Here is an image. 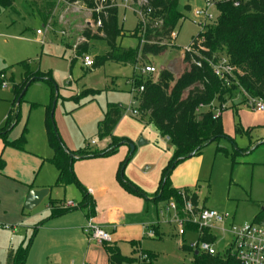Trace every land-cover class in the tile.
<instances>
[{
    "label": "rangeland",
    "instance_id": "1",
    "mask_svg": "<svg viewBox=\"0 0 264 264\" xmlns=\"http://www.w3.org/2000/svg\"><path fill=\"white\" fill-rule=\"evenodd\" d=\"M204 6L202 0L179 1L178 9L185 18L175 29L177 39L161 55L147 62L157 69L153 74L154 79L162 68L173 71L176 77L182 73L186 66L183 63L184 50L191 45L193 37L202 31L201 19L195 17L194 11ZM16 8L18 12L8 11L0 15V23L5 24L8 18L11 19L6 30H0L3 33L0 36V78L3 79H0V134L3 133L7 116L19 105V118L7 131V138L14 141L24 134L26 143L25 149H16L5 145L4 138L0 135V155L6 161L5 171L0 173V264L6 263L7 251L11 246H19L24 237L33 236L37 225L44 223L50 213V198L66 197L64 188L53 186L55 166L40 158L53 155L45 134L47 106L53 107V120L63 141L75 150L85 147L92 152H103L109 148L114 137L120 140L121 144L114 154L78 161L112 157L124 145L130 149L129 141L138 149H148L146 146H139L141 138L135 141L117 134L109 136V140L99 135V121L109 103L122 101L124 124L119 129L121 133L133 131L135 124L139 122H144L146 133L157 132L149 117L131 113L132 108L138 107L133 106L126 87L125 77L134 70L132 63L109 60L99 68H86L82 62L83 55L76 53L75 45L83 41L82 32L92 18L88 10H77L62 3L55 7L53 15L46 22L33 0H18ZM210 12L214 18L208 23L215 24L220 15L216 5L211 6ZM119 19L128 34L119 38V47L122 50L135 48L139 39L129 34L137 27L140 16L131 9L121 7ZM203 33L206 37V29ZM4 42H8V46H4ZM107 50L106 42L97 39L91 41L90 50L86 54L95 58ZM74 58L76 60L72 63ZM23 60H28L30 71L39 79L26 85L18 104L17 94L13 89L22 79L24 70L17 63ZM8 67L11 69L6 71V78H2L1 70ZM4 82L7 86L2 85ZM242 94L241 89L236 90L233 100H229L221 112L226 137L206 145L198 154L182 161L170 175L172 187L181 191H195L202 205L229 213L234 217L236 225L253 221L255 215L264 208L263 126L243 124L248 117L240 113L250 108L243 102ZM216 105L219 108V104ZM237 125L242 128L240 132L236 130ZM161 138L167 137L159 132L158 139ZM169 146L168 148L160 143L157 148L162 155L171 149V158L174 151L171 141ZM221 147L225 151L220 150ZM143 158L148 159L144 156L138 159L137 173L143 172L148 166V174H151L155 164ZM33 159L38 161V165L30 173ZM126 163L128 162L124 164ZM29 177L36 180L35 184L42 180L49 181L53 191L37 208L24 210L19 194ZM72 188L79 196L80 191L76 186L72 185ZM67 196L69 198V191ZM150 204L155 222L148 225H155L157 235H143L145 237L140 238L141 250L150 251L154 255L152 264H193L194 252L184 251L181 246L183 243L198 242L197 231L187 229L185 235L179 234L178 225L170 222L172 215L165 210L166 202L157 200ZM147 215L144 211L134 215L131 220L138 222L151 218ZM213 233L217 238L218 251L225 252L228 239H223V235L217 230L213 229ZM122 243L128 246L123 251L130 254L131 245L128 240Z\"/></svg>",
    "mask_w": 264,
    "mask_h": 264
},
{
    "label": "trees",
    "instance_id": "2",
    "mask_svg": "<svg viewBox=\"0 0 264 264\" xmlns=\"http://www.w3.org/2000/svg\"><path fill=\"white\" fill-rule=\"evenodd\" d=\"M18 0H0V9L12 8ZM67 3H82L88 8L95 6V0H64ZM112 0H108L111 3ZM180 0H146L142 7L145 15V23L140 19L137 27L131 31L130 36L139 39L135 48L122 50L118 40L128 34L123 29L119 19V7H110L106 13H101L102 25L96 29L88 26L82 32L83 41L77 46L76 53L83 55L90 50L92 40H104L108 50L102 55L95 56L93 68H99L107 61H127L136 63L139 56L145 63L151 62L155 56L161 55L169 47L167 42L170 34L177 28L185 18L178 9ZM217 0L216 7L219 17L215 24H207L205 41L200 45L195 43L198 36L193 37V51L186 52L183 63L186 64L182 73L176 77L173 71L162 68L156 79L153 76L139 78L137 86H144V91L136 96L138 99V110L141 116H148L161 135L168 137L174 151L168 164L162 172L160 186L155 194V200L164 201L166 204L175 199L182 205L181 194H191L195 204L198 203L196 193L190 189L184 191L174 188L170 183V175L173 169L189 154H198L206 145L219 141L226 137L221 116L214 117L213 108L226 105L235 97V91L241 89L243 102L247 97L264 101V0ZM33 4L38 6V2ZM54 7L53 2L46 3L45 8H39L40 14L48 21ZM189 6H187L188 8ZM46 10V12L44 11ZM96 22L98 15L93 14ZM203 35V34H202ZM201 55L202 57H200ZM221 56L228 58L231 66L235 68L233 77L228 81L220 79L214 73L212 63L218 61ZM76 58L72 59L74 63ZM200 61V65L196 62ZM25 70V77L21 83L15 86L18 103L22 100V91L26 85L36 81L38 77L30 71L28 61L19 62ZM53 107L45 109V130L47 142L53 150V157L48 159L58 170V176L54 187L63 188L76 184L82 190L75 171L74 162L77 159H85L97 156H109L114 154L120 143L115 137L109 144V148L103 152H92L87 148L78 150L69 149L62 140L53 120ZM20 115L19 105L13 115H9L3 133L5 145L23 150L26 139L24 134L14 141L7 138L9 131L16 123ZM123 110L118 103H109L104 117L99 121V135L101 137L113 136V132L122 118ZM236 130L242 128L237 125ZM1 132V131H0ZM220 150H224L223 147ZM134 151L130 152L127 159L120 166L119 179L124 187L130 192L143 195L145 193L131 181L124 173L125 162L129 161ZM6 167V162L0 156V172ZM60 200L53 199L51 202V215L57 216L75 208H61ZM255 222L264 221V208L254 217ZM187 229L195 230L199 234V240L216 243L217 238L207 228L199 229L197 226L188 224ZM157 233V231H156ZM31 241L11 249L6 264H25ZM109 256V264H135V256L124 255L117 244L105 243ZM181 249L194 252L193 264H242L227 249L216 255L198 252L192 249L191 244L183 243ZM140 246L136 247L135 255L138 254ZM153 260L154 255L146 252ZM153 262V261H152ZM151 262V264H152Z\"/></svg>",
    "mask_w": 264,
    "mask_h": 264
},
{
    "label": "crops",
    "instance_id": "3",
    "mask_svg": "<svg viewBox=\"0 0 264 264\" xmlns=\"http://www.w3.org/2000/svg\"><path fill=\"white\" fill-rule=\"evenodd\" d=\"M34 1L38 2L39 8H45L46 3L53 2L54 7L51 15H53L55 7H57L59 4L62 3L65 4V2L61 0H33V2ZM16 2L12 8L4 9V10L0 9V15L8 11L18 12L16 8ZM44 11L46 12L45 9ZM10 20L11 19L8 18L7 21L9 22ZM7 23L5 24L0 23V30H6V27L8 25ZM2 34L3 33L0 32V36H2ZM4 43H5L4 46H8V42H4ZM23 61H28V60H23ZM17 64L19 65V63ZM8 69H11V67L4 68L1 70V77L4 74L5 76L4 78H6L5 74ZM133 75H134V70L133 73L128 74L125 77L126 87H128L127 93H129L131 97L133 96L131 93V86L128 83V81L133 77ZM24 77H25V70L23 72L20 83L23 81ZM29 84L31 83L29 82ZM118 104H122V101H119ZM16 108L14 110H16ZM14 110L11 111L9 115H13ZM105 112H106L105 110L102 112L103 117ZM240 114L242 116L244 115V117L246 116L248 117L247 120L243 122V124L246 125L253 124L252 125L253 127L263 126V132H264V112L254 111L250 108L247 110H242ZM250 119H252V121H250ZM143 123L144 122L136 123L135 129L133 131L130 132L126 131V133L123 134L119 130L121 125L124 124V119L121 118L113 132V136H116L118 134V135H122L121 137H127V138L129 137V140H135V141L142 138L146 142L143 146H146L148 149L147 150H145V148L138 149L136 147V149L134 150V154L131 156L130 160L127 161L128 163H126L124 167V173L126 174L127 179L131 181L134 185L139 187L145 193V196L130 192L128 189H126V187L122 185L119 179L120 166L122 162L128 157L129 152H131V148L128 149L124 145L125 142L122 143V145L124 146L120 148L118 153L112 157L96 158V159L84 160V161H78L80 159H77V161L74 162V171L80 184L83 186L84 190H82L76 184H71L67 187H63L66 191L67 198L66 197L64 199L53 198V197L50 198L49 201L50 213L44 219V223L37 225L34 228L33 236L29 238L24 237V239H22L21 243L19 244V245L26 244L31 241L28 257L25 264H109V256L105 248V244H99L95 240H90L89 236L84 232L83 228L89 222L95 224L96 226L110 233L112 237V243L117 244L124 255L135 256L136 258L138 257V254L135 255L134 250H136L137 246H140V248L142 247V241L140 238L141 237L144 238L145 236L143 235H147L146 234L147 227L152 226V228H154L155 231H157L155 225L153 224L148 225L150 223L155 222L154 219L155 215L154 213L151 214L152 206L150 203L154 201L156 202L155 194L160 186L159 182L161 181L162 178V172L170 159L169 156L171 153V149H169V152L162 155L157 148V146L160 143L169 148L171 140L168 137L165 139L164 138L158 139L159 136L158 130L156 133L153 132L146 133L147 129L144 128ZM45 134H46V130H45ZM64 143L69 149L75 150L72 147H70V145H68L65 141ZM129 143L131 144L130 141ZM130 144H128L129 147ZM0 156H2V154ZM141 156L148 157V159L143 158V160L151 161L155 164V169L151 174H148V166L143 170V172L137 173L136 166L138 159ZM52 157L53 155L51 157L40 156L43 162L49 161L48 159ZM37 165H38V161L36 159H33V164H32V168L30 169V173L33 172V169ZM4 171L5 169L0 173H3ZM54 173L56 175L54 182H56L58 176V170L56 169ZM48 182L42 180L40 181V183L35 184L36 180H32L29 177L27 181H25L22 188L20 189V194H19L20 203L25 205L27 196L29 192L32 190H40V189L48 188L50 189V193L47 196H49L52 193L53 188L51 186L52 184ZM72 185H75L76 188L80 191L79 196L72 188ZM68 191L70 192L69 198L67 196ZM192 192L196 193L195 191L191 190V193ZM53 199H57L61 201L58 203L60 207L62 204L68 201H73L74 203L78 204V207L72 211H68L61 215L52 216L51 202ZM198 203L202 205L199 201V196H198ZM202 206L205 205L203 204ZM23 208L25 210L24 206ZM144 211H146V213L148 214L147 216L150 215L151 218H147L146 220H139L138 222L131 220V218L134 215L136 216V214L142 213ZM127 240L131 245L130 254H126L125 251H123V248H126L128 246L122 242H127ZM17 247L11 246L7 251V256L11 249H16ZM7 256H6V261H7Z\"/></svg>",
    "mask_w": 264,
    "mask_h": 264
},
{
    "label": "built area",
    "instance_id": "4",
    "mask_svg": "<svg viewBox=\"0 0 264 264\" xmlns=\"http://www.w3.org/2000/svg\"><path fill=\"white\" fill-rule=\"evenodd\" d=\"M65 2L64 0H61ZM205 3V6L201 9L194 11L195 17L201 19L202 33L196 38L195 43L200 45L206 39L204 37V29L209 21L213 20V14L210 12V8L213 5H216L217 0H202ZM235 5L238 4L237 0ZM68 5L73 6L77 10H88L91 13V17L96 13L98 15L97 21L95 22L93 18L88 22V26L96 29L102 25V20L99 17L101 13H106V10L110 7H123L125 9H131L136 12L142 23H145V15L143 13L142 7L146 4V0H112L111 3H108V0H95V6L93 8H88L82 3L70 4L65 2ZM38 33H41L38 31ZM203 34V35H202ZM178 33L175 30L170 34L169 40L167 43L169 46L177 39ZM80 44V43H79ZM75 45V50L77 46ZM193 51V42L191 45L184 50L183 58L186 52ZM202 57L201 55H199ZM83 65L86 68H93L95 64V58L88 54H83L82 56ZM197 65H200V61L196 62ZM134 75L129 79L128 83L131 86L132 93V104L133 106L138 105V99L136 98L141 92L144 91V86H137V80L139 78H147L149 76H154L157 72L156 67L151 63H145L140 58L138 61L133 64ZM214 73L220 79L228 81L233 77L235 68L231 66L226 56H221L217 62L212 63ZM4 74L2 78H4ZM2 85L7 86V83ZM249 108L254 111L264 112V101L255 99L252 97H247L246 101ZM122 110L124 109L123 105L120 104ZM226 108L225 105L219 108H213L214 117L221 116V112ZM131 113L135 116L140 114L137 108H132ZM92 144H95L93 141ZM183 203H179L173 199L166 204V212L171 213L172 218L170 222L175 223L179 227V234L184 235L187 230V225L191 224L197 226L199 229L207 228L209 232L213 233V229L219 231L223 235V239H228L227 249L231 250L235 254L236 258L242 264H264V221L263 222H245L243 225H236L234 222V217L229 213L220 212L216 209L205 207L199 203L195 204L191 198V194H181ZM78 204L73 201H68L61 205V208H77ZM163 213V212H162ZM84 232L89 236L90 240H95L99 244L112 243L111 234L106 232L104 229L96 226L95 224L89 222L84 226ZM147 235L151 237L156 236V231L154 228L147 227ZM192 249L197 252L207 253L209 255H216L218 249L216 243H209L207 241L199 240L196 243L191 244ZM226 249V250H227ZM137 264H151L152 260L148 253L143 250L138 251Z\"/></svg>",
    "mask_w": 264,
    "mask_h": 264
},
{
    "label": "water",
    "instance_id": "5",
    "mask_svg": "<svg viewBox=\"0 0 264 264\" xmlns=\"http://www.w3.org/2000/svg\"><path fill=\"white\" fill-rule=\"evenodd\" d=\"M24 94V92H23ZM22 94V95H23ZM55 105V104H54ZM146 142L141 138L139 140V146L144 145ZM131 151L133 152L136 149V145L130 144ZM195 152H192L189 154V157L194 156ZM50 193V189L44 188L40 190H32L29 192L26 202H25V209L27 210H33L37 206L41 204V202L45 199V197ZM198 253V252H196Z\"/></svg>",
    "mask_w": 264,
    "mask_h": 264
}]
</instances>
